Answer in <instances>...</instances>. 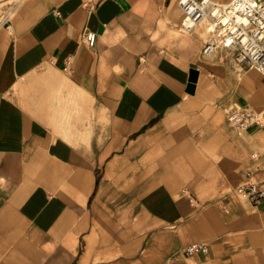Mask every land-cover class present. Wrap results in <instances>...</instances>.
<instances>
[{
	"label": "crops",
	"instance_id": "1",
	"mask_svg": "<svg viewBox=\"0 0 264 264\" xmlns=\"http://www.w3.org/2000/svg\"><path fill=\"white\" fill-rule=\"evenodd\" d=\"M181 19L178 0H0V264H264V199L237 191L264 186V127L227 117L264 107V73Z\"/></svg>",
	"mask_w": 264,
	"mask_h": 264
},
{
	"label": "built area",
	"instance_id": "2",
	"mask_svg": "<svg viewBox=\"0 0 264 264\" xmlns=\"http://www.w3.org/2000/svg\"><path fill=\"white\" fill-rule=\"evenodd\" d=\"M182 10L180 29L193 31L201 22H208L210 38L204 52L211 54L219 46L235 50L237 63L249 68H257L264 73V0H178ZM86 40L95 44L97 33L87 30ZM229 123L243 132L257 124L264 127V107L254 108L250 105L230 107L227 112ZM258 153L254 152L253 156ZM239 194L247 196L254 202L264 199V186L252 179V171L246 172V179L237 186ZM208 247L200 242L185 247L188 254Z\"/></svg>",
	"mask_w": 264,
	"mask_h": 264
},
{
	"label": "rangeland",
	"instance_id": "3",
	"mask_svg": "<svg viewBox=\"0 0 264 264\" xmlns=\"http://www.w3.org/2000/svg\"><path fill=\"white\" fill-rule=\"evenodd\" d=\"M11 4L14 3V2H10Z\"/></svg>",
	"mask_w": 264,
	"mask_h": 264
}]
</instances>
